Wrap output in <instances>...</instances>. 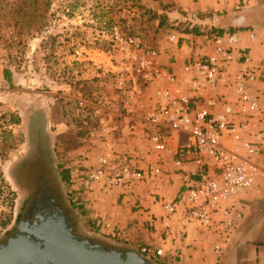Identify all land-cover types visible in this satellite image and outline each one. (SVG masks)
<instances>
[{
  "label": "rangeland",
  "instance_id": "obj_1",
  "mask_svg": "<svg viewBox=\"0 0 264 264\" xmlns=\"http://www.w3.org/2000/svg\"><path fill=\"white\" fill-rule=\"evenodd\" d=\"M178 10L176 0H0V244L40 181L88 236L78 226L79 151L103 122L123 137L170 87L161 54L192 24ZM128 37L158 56L142 57Z\"/></svg>",
  "mask_w": 264,
  "mask_h": 264
},
{
  "label": "crops",
  "instance_id": "obj_2",
  "mask_svg": "<svg viewBox=\"0 0 264 264\" xmlns=\"http://www.w3.org/2000/svg\"><path fill=\"white\" fill-rule=\"evenodd\" d=\"M238 3L239 0H176L179 10L171 15H181L192 22L191 29L178 33V39L166 46L161 59L164 71L175 75L174 82H169L167 88L173 95L191 99L216 97L221 103L234 104L237 95L230 80L247 66L243 55L248 54L252 59L250 64L261 68L259 78L250 88L263 96L258 110L247 116L238 114L236 121L250 122V128L243 133L247 140L258 145L249 134L264 132V0H248L242 7H238ZM220 30L221 44L232 51V60L226 64L230 82L207 89L200 85L193 66L188 70L184 67L189 59L214 55L217 43L212 37L219 35ZM230 35L234 36L233 40H229ZM217 108H221V104ZM132 124L131 128L123 127V137L109 133L104 122L98 126L99 135L90 127L87 146L79 152L87 157L88 165L96 164L101 155L112 154V149L132 151L145 178L127 188L107 189L94 183L87 193L79 191V197L85 200L81 201L79 210L82 214L79 228L111 248L136 251L148 264H264V141L256 154H248L230 136L223 137L227 147L237 149L240 156L250 158L258 166L253 185L224 204L233 205L240 213L233 227L225 233L219 221L228 217L222 211L217 212L214 222L207 226L183 219L182 204L174 214L163 207V203L186 194L187 188L195 182V163L185 161L176 165L174 162L176 148L185 141L186 135L171 131L165 148L155 150L144 124L136 120ZM149 167L153 168L151 172ZM78 188L77 183L75 189ZM215 245L220 247L218 252ZM143 247L149 248L151 253L142 254Z\"/></svg>",
  "mask_w": 264,
  "mask_h": 264
},
{
  "label": "built area",
  "instance_id": "obj_3",
  "mask_svg": "<svg viewBox=\"0 0 264 264\" xmlns=\"http://www.w3.org/2000/svg\"><path fill=\"white\" fill-rule=\"evenodd\" d=\"M247 2L248 0H239L238 7L245 6ZM113 35L118 37L115 26ZM222 36L215 34L212 37L217 43L214 55L199 57L193 61L189 59L184 68L188 70L193 66L201 80L200 85L207 89H216L220 83L227 84L232 81L230 84L237 95L236 103H221L216 97L191 99L173 95L165 89L144 116L142 123L155 150L165 148L169 132L185 134V141L180 142L176 148L174 162L181 165L185 161H191L197 165L193 172L195 182L187 188L186 194L163 203V207L169 214H174L179 204H182L183 219L198 221L207 226L214 222L213 216L222 211L228 218L219 221V224L227 233L240 213L233 205L224 204L253 185L258 166L250 158L240 156L237 149L227 147L223 137L230 136L246 153L256 154L258 146L264 141V132L249 134L257 140L258 145L253 144L243 133L250 128V122L236 121L238 114L251 115L260 108L263 93H255L250 84L259 78L261 68L251 65V57L244 54L243 61L247 66L236 72L229 81L226 64L232 60V51L229 46L221 44ZM175 38V35L171 36V39ZM233 39L234 36L230 35L229 40ZM124 43L132 46L142 57L158 56L156 51L142 47L136 38H125ZM146 62L152 64V60ZM162 71L168 82H174L173 73L164 69ZM219 104L221 108L218 109ZM152 170V167L148 168V171ZM144 178L145 172L138 167L134 156L112 153L99 156L96 164L86 163L76 179V184H79L77 190L86 193L94 183L107 189L127 188ZM214 249L218 252L220 247L215 245ZM141 253L146 255L151 250L143 247Z\"/></svg>",
  "mask_w": 264,
  "mask_h": 264
},
{
  "label": "water",
  "instance_id": "obj_4",
  "mask_svg": "<svg viewBox=\"0 0 264 264\" xmlns=\"http://www.w3.org/2000/svg\"><path fill=\"white\" fill-rule=\"evenodd\" d=\"M22 220L0 244V264H148L136 251L96 247L65 227L61 215Z\"/></svg>",
  "mask_w": 264,
  "mask_h": 264
},
{
  "label": "flooded vegetation",
  "instance_id": "obj_5",
  "mask_svg": "<svg viewBox=\"0 0 264 264\" xmlns=\"http://www.w3.org/2000/svg\"><path fill=\"white\" fill-rule=\"evenodd\" d=\"M37 160L39 162H43V166L45 167L46 164V158L44 153L42 151L37 152ZM22 176H24L25 171L29 169L28 165L22 164ZM40 191L31 199L29 205L26 207L24 214L21 219H19L18 223H20L22 220H29L30 214H33L32 220H38L36 217L37 215H43V216H50V215H61L65 219V227L69 232H71L74 236H76L81 241L85 242H91L96 247H106L109 246L108 244H105L104 242L100 241L99 239L93 238L91 236H84L80 231L78 230L76 224L73 222V220L70 218L67 208H64L61 204H58L56 198L50 192V190L47 188L46 185H44L43 181H40ZM113 248V247H112ZM147 262V261H146Z\"/></svg>",
  "mask_w": 264,
  "mask_h": 264
},
{
  "label": "trees",
  "instance_id": "obj_6",
  "mask_svg": "<svg viewBox=\"0 0 264 264\" xmlns=\"http://www.w3.org/2000/svg\"><path fill=\"white\" fill-rule=\"evenodd\" d=\"M194 30V29H193ZM222 33V30L219 31V34ZM68 176L64 174V179L67 178Z\"/></svg>",
  "mask_w": 264,
  "mask_h": 264
}]
</instances>
